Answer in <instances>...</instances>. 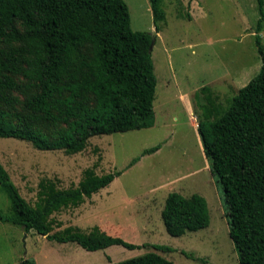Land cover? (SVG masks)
<instances>
[{
	"label": "trees",
	"instance_id": "16d2710c",
	"mask_svg": "<svg viewBox=\"0 0 264 264\" xmlns=\"http://www.w3.org/2000/svg\"><path fill=\"white\" fill-rule=\"evenodd\" d=\"M257 1L259 71L226 109L208 87L202 88L197 124L210 173L222 191L239 264H264V46L259 35L264 11L263 1ZM149 3L158 33L165 13L161 0ZM150 41L149 33L131 29L124 0H0V138L73 155L89 138L152 127L156 77ZM94 169H85L78 184L66 189L57 180L41 182L31 205L0 163V192L10 203L9 213L0 212V222L88 252L111 246L170 252L164 245H135L109 234L79 237L72 227L51 233L60 225L53 214L78 207L122 173L97 175ZM160 216L173 237L207 228L210 221L207 202L198 194L169 193ZM19 264L35 262L24 258ZM110 264L174 263L149 252Z\"/></svg>",
	"mask_w": 264,
	"mask_h": 264
},
{
	"label": "rangeland",
	"instance_id": "374dc122",
	"mask_svg": "<svg viewBox=\"0 0 264 264\" xmlns=\"http://www.w3.org/2000/svg\"><path fill=\"white\" fill-rule=\"evenodd\" d=\"M124 2L131 29L152 34L149 0ZM197 2L161 0L165 18L159 23L151 54L156 77L152 127L89 138L84 150L73 155L40 151L25 141L0 138V163L31 205L43 181L57 180L58 187L66 189L76 186L88 168L95 167L97 175L122 171L102 189L101 195L111 194L99 203L92 195L91 205V197L84 198L78 207L53 214L60 225L51 233L72 227L79 236L103 224L112 226L110 233L117 231L125 242L164 245L172 250L111 246L88 252L75 243L49 241L34 231L26 233L21 227L0 222V264H19L24 258L35 264H110L149 252L174 264H239L229 237L222 191L210 173L197 124L204 103L202 88L208 87L216 104L226 109L259 71L261 61L254 43L258 1ZM259 35L264 46V28ZM154 146H159L155 153L141 155ZM171 192L205 198L208 227L170 236L160 212ZM9 207L8 198L0 192V212L9 213Z\"/></svg>",
	"mask_w": 264,
	"mask_h": 264
},
{
	"label": "crops",
	"instance_id": "0c3cea01",
	"mask_svg": "<svg viewBox=\"0 0 264 264\" xmlns=\"http://www.w3.org/2000/svg\"><path fill=\"white\" fill-rule=\"evenodd\" d=\"M191 1H193V3H195V4H197L198 2H197V0H191ZM192 6H194V4H192ZM155 31V30H154ZM110 185V184H109ZM104 189V188H103ZM101 192H102V189L101 190H99L97 193H94L93 194V200L94 201H97L98 203L100 202V201H102L103 200V198L107 195H109V194H111L110 192H107V193H105L104 195L102 194L101 195ZM92 197L89 199V204L91 205L92 204V202H93V200H92ZM88 232H84V233H82L81 234V236H85V237H87V236H101V235H103V234H109V235H113V236H118V237H120V234L119 233H117V231L115 232V233H110V231H112V226H108V225H103V224H97V225H94V226H92L91 228H89L88 230H87ZM83 232V231H82ZM107 249V248H106Z\"/></svg>",
	"mask_w": 264,
	"mask_h": 264
},
{
	"label": "water",
	"instance_id": "95a60500",
	"mask_svg": "<svg viewBox=\"0 0 264 264\" xmlns=\"http://www.w3.org/2000/svg\"><path fill=\"white\" fill-rule=\"evenodd\" d=\"M156 31H154L152 34H150L151 37V41H150V45H149V51L151 52L155 43V39H156Z\"/></svg>",
	"mask_w": 264,
	"mask_h": 264
}]
</instances>
